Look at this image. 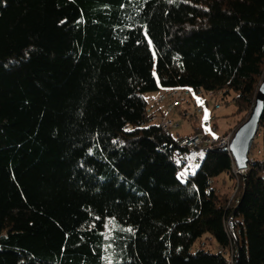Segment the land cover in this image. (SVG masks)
Returning <instances> with one entry per match:
<instances>
[{
	"label": "trees",
	"instance_id": "obj_1",
	"mask_svg": "<svg viewBox=\"0 0 264 264\" xmlns=\"http://www.w3.org/2000/svg\"><path fill=\"white\" fill-rule=\"evenodd\" d=\"M263 76L264 0H0V264H264V145L240 174L217 146ZM160 89L236 123L173 134Z\"/></svg>",
	"mask_w": 264,
	"mask_h": 264
},
{
	"label": "rangeland",
	"instance_id": "obj_2",
	"mask_svg": "<svg viewBox=\"0 0 264 264\" xmlns=\"http://www.w3.org/2000/svg\"><path fill=\"white\" fill-rule=\"evenodd\" d=\"M159 92L146 93L144 97L148 100L150 106L153 104L155 109L159 108V111L156 113L157 117L153 118L152 121H157L158 118L163 115L162 118L165 121L172 123L171 126H173V129H170V132L173 134L175 132H179L183 136L188 135L192 133L194 128L200 127L204 134L219 136L231 129L236 123L237 118L233 117L234 107L231 102L228 104H221L219 109L214 110L215 103L212 100H207L206 104L202 100H199L197 97H195V102L191 103L190 105H186L184 101L180 100V106L171 112V110L167 109L170 107L171 103L163 104L162 102V96L165 94L163 93L164 90L160 89ZM200 108L202 109L201 114L195 115V111ZM182 110H187L185 116L178 114V112H182ZM206 113L207 119H205ZM212 116L214 117L213 125L216 127L215 132H212L211 127L206 124ZM163 123L166 126V122ZM252 143L254 145L250 149L251 157L254 159H259L261 155L258 153V151H262L264 145L263 129L260 128L258 135L254 138ZM203 157V152H198L197 154H184L183 159L187 160V163L183 165L179 171V177H181L182 181L186 180L189 176L195 173L199 166L197 159ZM234 172H236V170ZM214 183L216 188L221 192H231L232 182L229 180L227 175H221L220 177L214 179ZM205 238L206 237L204 236L200 240L196 241L192 247V250H196L197 248L203 246L204 250L216 253L217 249L215 242L210 241V243H208Z\"/></svg>",
	"mask_w": 264,
	"mask_h": 264
},
{
	"label": "water",
	"instance_id": "obj_3",
	"mask_svg": "<svg viewBox=\"0 0 264 264\" xmlns=\"http://www.w3.org/2000/svg\"><path fill=\"white\" fill-rule=\"evenodd\" d=\"M264 109V76L259 86L255 103L248 120L233 134L227 148L220 151L229 153L239 171H245L249 165V151L252 141L256 137L258 124Z\"/></svg>",
	"mask_w": 264,
	"mask_h": 264
},
{
	"label": "built area",
	"instance_id": "obj_4",
	"mask_svg": "<svg viewBox=\"0 0 264 264\" xmlns=\"http://www.w3.org/2000/svg\"><path fill=\"white\" fill-rule=\"evenodd\" d=\"M178 102L179 101H175V102H173L172 103V105L170 104V107H168L167 109L168 110H170L172 107H177L178 106ZM198 111V113H201L202 112V109L200 108V109H198L197 110ZM172 125V123L171 122H166V126H171ZM231 139H232V134H228V135H226V136H224V137H222L220 140H219V142L217 143V146L219 147V148H227L228 146H229V144H230V142H231ZM201 141V139L199 138V137H195V136H193V137H190L189 139H187L186 141H185V143H184V145L185 146H188V147H191V146H195V145H198L199 144V142ZM208 143H209V141H206V146H208ZM211 143V142H210ZM210 147V146H209ZM232 168H233V170L235 171L236 170V168H235V166L234 165H232ZM241 171H239V170H236V174H239Z\"/></svg>",
	"mask_w": 264,
	"mask_h": 264
},
{
	"label": "clouds",
	"instance_id": "obj_5",
	"mask_svg": "<svg viewBox=\"0 0 264 264\" xmlns=\"http://www.w3.org/2000/svg\"><path fill=\"white\" fill-rule=\"evenodd\" d=\"M232 137H233V135H232ZM231 140H232V139H231ZM225 148H226V147H225ZM220 149H222V148H220ZM227 154H228L229 156H231L229 153H227ZM248 157H249V156H248ZM231 158H232V157H231ZM233 165L235 166L234 162H233ZM235 168H236V166H235ZM232 169H233V168H232ZM236 170H237V168H236ZM241 172H243V171H241ZM241 172H240V173H241ZM234 173H235V172H234ZM240 173H239V174H240ZM235 174H236V173H235Z\"/></svg>",
	"mask_w": 264,
	"mask_h": 264
},
{
	"label": "snow or ice",
	"instance_id": "obj_6",
	"mask_svg": "<svg viewBox=\"0 0 264 264\" xmlns=\"http://www.w3.org/2000/svg\"><path fill=\"white\" fill-rule=\"evenodd\" d=\"M205 119H207V113L205 114ZM131 231V229H129ZM109 264H111V261L109 260Z\"/></svg>",
	"mask_w": 264,
	"mask_h": 264
},
{
	"label": "crops",
	"instance_id": "obj_7",
	"mask_svg": "<svg viewBox=\"0 0 264 264\" xmlns=\"http://www.w3.org/2000/svg\"><path fill=\"white\" fill-rule=\"evenodd\" d=\"M155 108V107H154Z\"/></svg>",
	"mask_w": 264,
	"mask_h": 264
}]
</instances>
